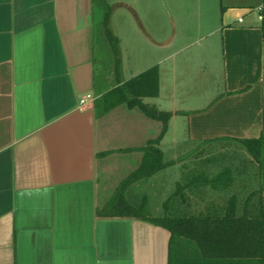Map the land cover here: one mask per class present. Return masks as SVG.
<instances>
[{"label":"crops","instance_id":"obj_1","mask_svg":"<svg viewBox=\"0 0 264 264\" xmlns=\"http://www.w3.org/2000/svg\"><path fill=\"white\" fill-rule=\"evenodd\" d=\"M110 1L130 76L100 43L101 1L0 0V264H159L155 224L98 211L162 127L106 93L144 69L157 66L159 90L142 101L172 112L163 156L179 126L193 144L263 129V0H164L161 41L135 37L134 0Z\"/></svg>","mask_w":264,"mask_h":264},{"label":"trees","instance_id":"obj_2","mask_svg":"<svg viewBox=\"0 0 264 264\" xmlns=\"http://www.w3.org/2000/svg\"><path fill=\"white\" fill-rule=\"evenodd\" d=\"M105 23L106 33L115 48V38L108 29L107 13ZM158 90V69L152 65L106 92L116 95V102L137 106L145 115L160 120L162 127L156 137L140 148L143 156L139 165L119 182L98 209L99 213L106 217L144 218L167 229L170 232L167 264H264V125L256 138H214L201 142L203 145L236 142L245 148L249 162L254 164V172L246 173V179L256 181L257 185L249 189L242 200L238 196L243 185L235 184L241 185L246 167L240 172L229 167L216 173H209L206 169L193 170L182 182L176 183L157 215L145 213L146 196L142 195L139 203L132 201L129 190L132 184L179 160H164L159 148L172 112L161 111L142 101L143 97L156 96ZM207 187L224 193L226 199L222 202L210 199L200 208L192 207V196L205 200ZM236 187L240 190L235 191Z\"/></svg>","mask_w":264,"mask_h":264},{"label":"rangeland","instance_id":"obj_3","mask_svg":"<svg viewBox=\"0 0 264 264\" xmlns=\"http://www.w3.org/2000/svg\"><path fill=\"white\" fill-rule=\"evenodd\" d=\"M99 1H101V5L99 4V15L97 14L96 16L97 33L100 37V43L102 42L104 45L107 43L111 47V41L106 33L105 15L107 13L109 22L110 10L112 9L114 1ZM134 8L137 12V16H133L131 13L129 15V17H131L129 22L135 31V37H145L146 34H142L145 28L155 40H164V0H134ZM121 13L125 12L123 11ZM113 22H117V20H113ZM139 24L142 25L143 30ZM167 32L168 30H166L165 33ZM111 49L115 52L113 62L110 63L112 68H114L116 73L117 70L119 71L122 69V74L130 76V74H132L128 68L130 63L125 59L120 61V56L116 51H114L113 46ZM102 63L104 64V70H106L107 63ZM143 66L144 64L141 63L135 64L132 70L135 68V71L133 72H139L141 68H144ZM146 101L151 102L155 100L148 98ZM162 102H164L163 99ZM184 133L185 131L183 126H179L176 138L174 137L175 134L172 130L166 134L162 142L164 146V160L179 158L178 161L153 174L152 177L147 180L146 185H131L129 187L132 201L134 203H139L142 195L146 196L145 213H147V215L159 214L162 210V202L174 190L176 183L179 181L182 182L186 178L187 174L191 173L195 169H200V171L206 169L209 173H216L221 168L229 167L236 172H240L243 167H246L245 169H252V166L254 165L252 162H249V154L239 143L220 141L204 145L200 142L193 144L191 142L184 141ZM175 139H177V142H174ZM246 176L248 175L245 173V179ZM240 184H242V181ZM245 185L248 186L247 190L244 187H241L242 185L235 184V186L241 187V191L243 190L238 196L240 200H242L245 193H247L249 189L253 188V186L255 187V185ZM240 187H236L235 191L238 189L240 190ZM209 188L210 187H207L208 190H206L205 200L203 201H201L197 195L192 196V207L200 208L204 206L207 200L210 199L221 202L226 199L227 196H225L224 193L213 191L211 188L209 190Z\"/></svg>","mask_w":264,"mask_h":264},{"label":"water","instance_id":"obj_4","mask_svg":"<svg viewBox=\"0 0 264 264\" xmlns=\"http://www.w3.org/2000/svg\"><path fill=\"white\" fill-rule=\"evenodd\" d=\"M161 231L160 239L158 240L156 247L157 252L159 254V264H167L168 263V243L170 238V232L161 227L156 225Z\"/></svg>","mask_w":264,"mask_h":264},{"label":"built area","instance_id":"obj_5","mask_svg":"<svg viewBox=\"0 0 264 264\" xmlns=\"http://www.w3.org/2000/svg\"><path fill=\"white\" fill-rule=\"evenodd\" d=\"M88 97H90V96L87 95V96L82 97V98L80 99V103H81V104H84Z\"/></svg>","mask_w":264,"mask_h":264}]
</instances>
